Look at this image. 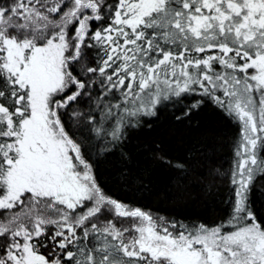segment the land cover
I'll return each mask as SVG.
<instances>
[{
	"label": "snow or ice",
	"instance_id": "6c2138e0",
	"mask_svg": "<svg viewBox=\"0 0 264 264\" xmlns=\"http://www.w3.org/2000/svg\"><path fill=\"white\" fill-rule=\"evenodd\" d=\"M189 95L240 125L217 226L130 207L98 172ZM261 179L264 0H0V264H264Z\"/></svg>",
	"mask_w": 264,
	"mask_h": 264
},
{
	"label": "trees",
	"instance_id": "16d2710c",
	"mask_svg": "<svg viewBox=\"0 0 264 264\" xmlns=\"http://www.w3.org/2000/svg\"><path fill=\"white\" fill-rule=\"evenodd\" d=\"M193 99L204 103L190 117L183 116ZM143 119L146 122L130 132L127 159L113 155L99 162L108 194L165 222L221 225L231 214L228 172L239 123L206 97L191 95L183 103L173 99L162 104L155 117ZM178 162L187 165L186 176L172 166ZM251 205L264 220V194L254 189Z\"/></svg>",
	"mask_w": 264,
	"mask_h": 264
},
{
	"label": "rangeland",
	"instance_id": "374dc122",
	"mask_svg": "<svg viewBox=\"0 0 264 264\" xmlns=\"http://www.w3.org/2000/svg\"><path fill=\"white\" fill-rule=\"evenodd\" d=\"M249 71H252V70H249ZM196 97H201V96H196Z\"/></svg>",
	"mask_w": 264,
	"mask_h": 264
}]
</instances>
